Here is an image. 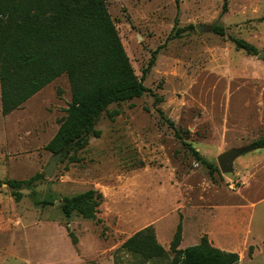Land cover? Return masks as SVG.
Segmentation results:
<instances>
[{
  "label": "rangeland",
  "instance_id": "374dc122",
  "mask_svg": "<svg viewBox=\"0 0 264 264\" xmlns=\"http://www.w3.org/2000/svg\"><path fill=\"white\" fill-rule=\"evenodd\" d=\"M224 2L107 1L149 92L109 106L95 126L100 135L71 154L77 162L64 157L52 178L44 173L53 156L46 146L67 117L68 76L7 116L0 89V180L44 175L31 187L0 189V264H169L170 246L165 258L149 261L121 249L156 220L160 239H172L179 224L190 238L211 230L230 249L248 237L242 264H264L262 149L242 154L230 173L217 165L221 153L264 138V58L247 55L230 40L242 38L264 54V0H227L222 14ZM215 24L225 36L213 32ZM196 25L206 28L198 32ZM168 121L217 172L211 175L195 160ZM90 189L103 195L96 217H67L65 199Z\"/></svg>",
  "mask_w": 264,
  "mask_h": 264
},
{
  "label": "trees",
  "instance_id": "16d2710c",
  "mask_svg": "<svg viewBox=\"0 0 264 264\" xmlns=\"http://www.w3.org/2000/svg\"><path fill=\"white\" fill-rule=\"evenodd\" d=\"M108 0H0V89L4 116L20 109L29 99L57 78L67 75L72 98L67 117L46 149L55 155L66 152L73 163L75 155L85 149L98 118L112 104L142 97L149 92L131 65L107 7ZM225 0L222 14L227 12ZM213 32L225 36L222 25H213ZM238 50L258 56L250 42L230 37ZM144 70V76L155 62V55ZM143 76V77H144ZM173 127L174 124L168 121ZM175 135L195 158L213 175L218 171L187 143L175 127ZM246 152L264 149V138L247 145ZM76 153L75 155H71ZM38 174L27 181L0 180V189L7 185L18 190L31 187L43 179ZM17 197L21 195L15 193ZM103 200L99 191L90 189L66 198L62 211L67 217L78 213L94 219ZM50 204L49 202H44ZM182 225L179 224L169 252V264H239L238 253L223 251L212 245L207 235L199 244L180 249ZM264 248V243H263ZM123 251L145 261L165 258L166 249L158 242L154 227L147 226L121 246ZM252 249V248H251Z\"/></svg>",
  "mask_w": 264,
  "mask_h": 264
},
{
  "label": "crops",
  "instance_id": "0c3cea01",
  "mask_svg": "<svg viewBox=\"0 0 264 264\" xmlns=\"http://www.w3.org/2000/svg\"><path fill=\"white\" fill-rule=\"evenodd\" d=\"M259 153H263V154H264V149L259 150ZM260 166H261V164L254 165L253 170H256V171H257L258 167H260ZM246 169H247V167H246ZM248 169H249V168H248ZM253 170L247 174L248 179H250V180L254 179L255 176H256V171H253ZM157 224H158V220H156L155 223H154V228H155V230H156L157 240H158V242H159V243H160L165 249H168L169 246H170V244H171V242L173 241V238H174V235H175V234L173 235L172 239H171V238H167V237H165V236L163 235L162 238H161V239L163 240V241H162V240L160 239V235H159L158 229H157V227H156ZM177 226H178V225H177ZM177 226H176V227H177ZM248 232H249V234H251L250 231H248ZM205 234L208 235V238H209V240H210V242L212 243L213 246H215L216 248H219V249H221V250H223V251H227V252H235V253L240 254L242 250H243L244 253H245V251H246L248 248L251 247V245H250V243H249V241H248V237H245V239H244L242 245H240V246H238V247H236V248L230 249V248H228L227 246H225L224 244H222L221 241L218 240V238H217L218 235L215 234L213 231H211V230L206 231ZM133 235H134V234H133ZM202 236H203V235H198V236H196V237L194 236V237H191V238H190V237L187 236V232H186L185 227H184V230H183V232H182V241H181V244H180V249H185V248H187V247H189V246H194V245L199 244V242H200ZM129 238H130V237H129ZM186 239H188V241H187L188 244H187L186 246H184V243H185ZM253 239H254V238H253ZM161 241H162V242H161ZM263 243H264V238H262V241H260V244H259V245H260L261 247H263ZM247 246H248V247H247ZM258 250H260V249H258ZM255 255H256V254H253V257H254ZM239 264H242V258H241V257H240V262H239Z\"/></svg>",
  "mask_w": 264,
  "mask_h": 264
},
{
  "label": "water",
  "instance_id": "95a60500",
  "mask_svg": "<svg viewBox=\"0 0 264 264\" xmlns=\"http://www.w3.org/2000/svg\"><path fill=\"white\" fill-rule=\"evenodd\" d=\"M196 30L198 32L204 31L205 26L196 25ZM259 58H264V54H258ZM247 149L245 147L242 148H233L228 151L221 153L217 157V165L221 171V173H230L234 168L235 161L245 152ZM66 156V152H60L51 157L48 164L44 169V173L48 178H52L55 174V170L58 166V163Z\"/></svg>",
  "mask_w": 264,
  "mask_h": 264
}]
</instances>
